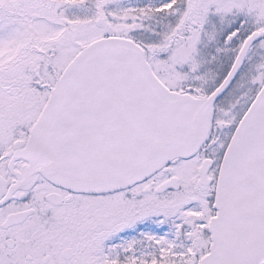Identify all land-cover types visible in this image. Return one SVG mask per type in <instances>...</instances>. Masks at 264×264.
Masks as SVG:
<instances>
[{"label": "snow or ice", "instance_id": "snow-or-ice-1", "mask_svg": "<svg viewBox=\"0 0 264 264\" xmlns=\"http://www.w3.org/2000/svg\"><path fill=\"white\" fill-rule=\"evenodd\" d=\"M0 264H264V0H0Z\"/></svg>", "mask_w": 264, "mask_h": 264}]
</instances>
